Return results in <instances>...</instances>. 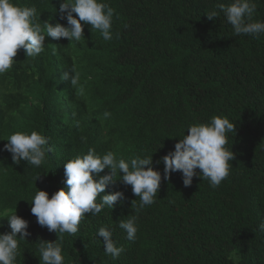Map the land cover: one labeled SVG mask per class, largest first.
Here are the masks:
<instances>
[{
  "label": "trees",
  "instance_id": "16d2710c",
  "mask_svg": "<svg viewBox=\"0 0 264 264\" xmlns=\"http://www.w3.org/2000/svg\"><path fill=\"white\" fill-rule=\"evenodd\" d=\"M62 2L10 0L34 7L33 23L41 27L44 21L68 26L60 18ZM97 2L114 9L110 41L82 24L83 37L66 50L65 41L46 36L40 55L26 58L20 50L12 68L0 74V234L11 231L6 218L15 213L30 234L17 236L14 264H40L39 242L58 239L37 224L30 204L37 190L49 199L67 190L63 164L89 149L129 164L152 156L161 185L155 202L139 212L131 208L135 199L139 205L131 186L117 181L101 193L121 191L124 200L86 215L75 235L59 239L63 264H264V33L234 35L217 8L234 0ZM249 2L256 5L251 22L264 23V0ZM212 11L217 17L210 21L206 13ZM71 54L77 63H68ZM66 71L79 74L82 96L60 79ZM214 116L236 127L226 132L225 148L235 154L227 179L212 188L197 169L190 187L180 172L164 180L162 157L191 125L209 124ZM33 131L52 151L40 167L14 164L4 150L7 139ZM131 216L134 240L118 226ZM101 227L123 248L118 258L105 254Z\"/></svg>",
  "mask_w": 264,
  "mask_h": 264
},
{
  "label": "clouds",
  "instance_id": "9594fccd",
  "mask_svg": "<svg viewBox=\"0 0 264 264\" xmlns=\"http://www.w3.org/2000/svg\"><path fill=\"white\" fill-rule=\"evenodd\" d=\"M217 8L226 17L235 36L264 33V23L251 22L256 5L249 0H234L228 6L218 4ZM59 13L61 19L67 20V27L60 23L52 26L47 21L41 27V24L33 23L37 14L34 7H18L10 3V0H0V74L12 68L14 58L20 50H23L26 58L40 55L44 50L46 36L57 42L65 41L63 43L66 50L71 42H79L83 37L82 24L90 25L92 32L98 31L104 41L113 38L111 25L114 9L108 4L99 3L97 0H63ZM206 15L212 21L217 17V11L208 12ZM75 57L71 54L68 63H77ZM71 71L75 73V68ZM60 79L70 82L78 96L83 95V87L78 86V73L70 75L66 71ZM103 115L107 119L110 113L106 111ZM235 131V124L218 116L212 117L209 124L191 125L187 135L174 145V151L162 157L163 179L169 180L172 173L180 172L184 187H190L198 169L200 179L209 181L212 188L218 187L230 174L229 161L235 159L233 151L225 148L228 142L226 132ZM47 143V139L35 131L30 135L17 132L7 139L4 150L11 153L14 164L18 165L23 160L28 165L40 167L45 161L46 151H52L51 148L46 149ZM152 164V156H136L130 159L129 164L123 159L117 160L112 152L101 157L93 149H89L82 157L78 156L64 163V183L67 190L56 191L50 199L46 191L37 190L30 204L31 215L36 217L37 224L47 228L50 233H56L58 237L55 242H39L40 264H63L59 239L64 234L75 235L86 215L95 216L105 206L112 209L117 201L123 202L124 194L121 191L101 196L106 189L114 187L117 181L131 186L133 195L139 198L138 207L135 199L131 202V208L139 212L144 207L151 206L162 180L160 172L155 171ZM105 169L109 170L108 174L100 175ZM117 173L123 174L119 180L116 179ZM39 178L40 176L36 180ZM6 219L11 231L0 234V264H14L18 254L17 236L25 239L30 235L26 231L28 222L16 213ZM135 221L136 216H131L118 224L119 228L126 231L128 240L135 239ZM260 229L264 230V223L260 225ZM97 235L103 238L105 254L113 259L118 258L123 248L116 247L111 232L101 227Z\"/></svg>",
  "mask_w": 264,
  "mask_h": 264
}]
</instances>
